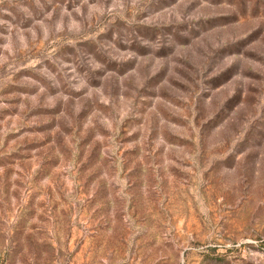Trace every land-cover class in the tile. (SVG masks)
<instances>
[{
    "label": "rangeland",
    "instance_id": "1",
    "mask_svg": "<svg viewBox=\"0 0 264 264\" xmlns=\"http://www.w3.org/2000/svg\"><path fill=\"white\" fill-rule=\"evenodd\" d=\"M0 264H264V0H0Z\"/></svg>",
    "mask_w": 264,
    "mask_h": 264
}]
</instances>
